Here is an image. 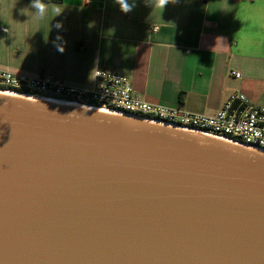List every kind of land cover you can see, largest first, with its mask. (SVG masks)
Wrapping results in <instances>:
<instances>
[{
  "label": "water",
  "instance_id": "obj_1",
  "mask_svg": "<svg viewBox=\"0 0 264 264\" xmlns=\"http://www.w3.org/2000/svg\"><path fill=\"white\" fill-rule=\"evenodd\" d=\"M0 264H264V150L0 93Z\"/></svg>",
  "mask_w": 264,
  "mask_h": 264
},
{
  "label": "crops",
  "instance_id": "obj_2",
  "mask_svg": "<svg viewBox=\"0 0 264 264\" xmlns=\"http://www.w3.org/2000/svg\"><path fill=\"white\" fill-rule=\"evenodd\" d=\"M43 2L62 12L40 18L32 0H0V67L87 88L108 68L142 100L204 114L235 92L264 106V28L237 17L264 14L259 0H127V12L117 0Z\"/></svg>",
  "mask_w": 264,
  "mask_h": 264
},
{
  "label": "built area",
  "instance_id": "obj_3",
  "mask_svg": "<svg viewBox=\"0 0 264 264\" xmlns=\"http://www.w3.org/2000/svg\"><path fill=\"white\" fill-rule=\"evenodd\" d=\"M153 30L156 31L157 27ZM231 73L236 78L241 77L238 71ZM0 90L137 115L264 150V106L253 104L241 92L233 93L215 114L192 112L182 107H167L142 100L135 93L128 76L103 67L95 69L93 85L89 88L59 81L49 73L31 75L0 67Z\"/></svg>",
  "mask_w": 264,
  "mask_h": 264
},
{
  "label": "clouds",
  "instance_id": "obj_4",
  "mask_svg": "<svg viewBox=\"0 0 264 264\" xmlns=\"http://www.w3.org/2000/svg\"><path fill=\"white\" fill-rule=\"evenodd\" d=\"M117 2L120 4V7L123 11L127 12L131 9L133 5H130L127 0H117ZM169 0H158L157 6L163 9L164 5L168 3ZM261 9H264V0H259V5ZM32 7L36 10L40 18H43L46 13L49 11L56 17L59 15L62 11L59 10L56 7L47 8L43 0H32ZM237 17L250 25L253 26H260L264 28V14L261 12L256 11H246L244 13H237ZM61 25L58 23L56 25L57 28H59ZM59 39V37H58ZM219 39V37L217 38ZM58 51H64L63 45H57Z\"/></svg>",
  "mask_w": 264,
  "mask_h": 264
},
{
  "label": "bare ground",
  "instance_id": "obj_5",
  "mask_svg": "<svg viewBox=\"0 0 264 264\" xmlns=\"http://www.w3.org/2000/svg\"><path fill=\"white\" fill-rule=\"evenodd\" d=\"M0 93L10 94V95H17V96L27 97V98H33V97H30V96H27V95H22V94H19V93H13L11 91H5V90H0ZM33 99H40V100H44V101L61 103V104H68V105H78V104L72 103V102L58 101V100H55V99H46V97H43V98H33ZM88 108H90V107H88ZM92 109H97V108H92ZM98 110H100V109H98ZM102 111L110 112V111H107V110H102ZM110 113L121 114L119 112H110Z\"/></svg>",
  "mask_w": 264,
  "mask_h": 264
}]
</instances>
